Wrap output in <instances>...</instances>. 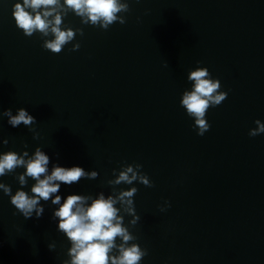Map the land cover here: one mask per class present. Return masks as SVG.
I'll return each mask as SVG.
<instances>
[{
    "label": "clouds",
    "instance_id": "1",
    "mask_svg": "<svg viewBox=\"0 0 264 264\" xmlns=\"http://www.w3.org/2000/svg\"><path fill=\"white\" fill-rule=\"evenodd\" d=\"M129 11L127 0H22V3L14 4L13 16L25 36L31 37L38 32L42 38L53 37L44 39L42 47L59 54L66 44L75 39L77 33L84 35L83 29L62 27L63 19L69 12L80 17L82 24L107 30L114 23H126L125 17L120 14ZM79 48L80 43L77 42L72 45L71 51ZM187 79L193 82L192 88L183 92L180 104L187 115L194 119L193 127L197 135L203 136L211 127L206 119L208 110L219 106L227 99L228 93L221 91L220 80L213 79L206 67L190 70ZM0 116L7 117L12 127L24 125L30 131H34L32 126L37 122L25 108L17 109L15 114L11 109H6L0 112ZM254 123L256 127L249 130L250 137L264 133V122L257 119ZM33 138L38 139V133H34ZM0 143L7 145L9 141L3 139ZM49 164L50 157L40 147H36L31 156L28 151L0 154V177L15 173L17 168L25 169L16 176L21 187L14 194L11 186L3 182H0V190L10 197L11 205L25 219L42 217L45 209L41 201L50 200L52 205H58L53 210L52 219L58 221L57 231L70 242L67 250L69 258L63 260L62 264H140L148 251L135 242L137 237L129 230L140 220L134 204L138 189L135 186L126 190L117 189L116 186L138 182L146 187H154L149 177L141 171L143 166L134 163L124 164L118 171L113 169L114 178L107 180L112 193L107 196L102 191L95 197L69 194L61 203L62 197L58 194L61 184L72 185L85 178L96 179L98 172L59 164H53L49 171ZM28 178L35 181L30 188L31 195L23 190ZM170 207V202L165 201L160 211L165 212ZM125 215L132 217L128 226L124 224ZM117 240L120 242L117 243ZM55 247V243L48 244L49 250Z\"/></svg>",
    "mask_w": 264,
    "mask_h": 264
}]
</instances>
